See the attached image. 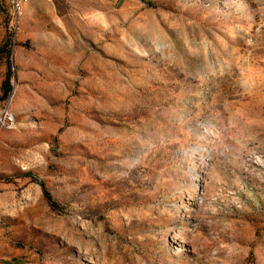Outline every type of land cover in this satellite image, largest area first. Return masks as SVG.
<instances>
[{"label":"rangeland","instance_id":"374dc122","mask_svg":"<svg viewBox=\"0 0 264 264\" xmlns=\"http://www.w3.org/2000/svg\"><path fill=\"white\" fill-rule=\"evenodd\" d=\"M0 264H264V0H0Z\"/></svg>","mask_w":264,"mask_h":264},{"label":"built area","instance_id":"2783aa9c","mask_svg":"<svg viewBox=\"0 0 264 264\" xmlns=\"http://www.w3.org/2000/svg\"><path fill=\"white\" fill-rule=\"evenodd\" d=\"M16 1H18V0H10L11 9H12V7H13V5L15 4Z\"/></svg>","mask_w":264,"mask_h":264},{"label":"trees","instance_id":"16d2710c","mask_svg":"<svg viewBox=\"0 0 264 264\" xmlns=\"http://www.w3.org/2000/svg\"><path fill=\"white\" fill-rule=\"evenodd\" d=\"M3 87H4L5 89L8 88V83H7V81L4 82Z\"/></svg>","mask_w":264,"mask_h":264},{"label":"bare ground","instance_id":"6f19581e","mask_svg":"<svg viewBox=\"0 0 264 264\" xmlns=\"http://www.w3.org/2000/svg\"><path fill=\"white\" fill-rule=\"evenodd\" d=\"M17 4V7H18V3H16Z\"/></svg>","mask_w":264,"mask_h":264}]
</instances>
